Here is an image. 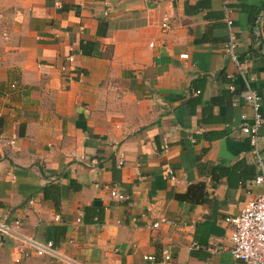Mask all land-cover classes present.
Returning <instances> with one entry per match:
<instances>
[{"label":"crops","instance_id":"0c3cea01","mask_svg":"<svg viewBox=\"0 0 264 264\" xmlns=\"http://www.w3.org/2000/svg\"><path fill=\"white\" fill-rule=\"evenodd\" d=\"M225 7L235 61L223 0H0V264H244L222 219L261 191L239 70L264 161V0Z\"/></svg>","mask_w":264,"mask_h":264},{"label":"built area","instance_id":"2783aa9c","mask_svg":"<svg viewBox=\"0 0 264 264\" xmlns=\"http://www.w3.org/2000/svg\"><path fill=\"white\" fill-rule=\"evenodd\" d=\"M226 3L227 0H223L224 22L227 28L228 39L223 44V50L229 53L231 59L235 61L233 49L236 44V39L231 30L232 21L229 17V10L225 7ZM160 28L162 30H168L170 28L166 16L161 17ZM183 56H185V54L181 55V57ZM67 59L70 61L71 56H68ZM239 73L245 87L242 93V99L249 108V115L245 113H240L239 115L241 120L240 131L246 135L250 149L255 156L256 171L253 176V182L260 186L261 191L246 200L238 214L225 216L222 221L230 226L228 235L230 244L228 252L232 258L240 260L244 264H264V161H262L259 154L262 139L258 133V128L263 118L260 112V97L250 87L249 76L247 77L241 70H239ZM229 89H232L231 85H229ZM119 164H121V162H119ZM171 178H173V176H171ZM110 195L117 199L125 197V194L114 189L110 191ZM55 219H57V217H55ZM163 222H166V220L164 217L160 216L156 221L152 222L150 226L151 228H157ZM19 224L20 222L18 220L12 222V226L15 228L19 227ZM0 231L2 233H13L6 224H0ZM22 239L31 246L32 252L36 256H59L55 251L54 244L50 240L38 242L28 237H22ZM28 249H23L20 257H28L30 255ZM142 258L146 260L148 264L154 259L151 255H143ZM162 258L164 260L170 258V253L167 249L162 251ZM18 260V258H15V261Z\"/></svg>","mask_w":264,"mask_h":264},{"label":"trees","instance_id":"16d2710c","mask_svg":"<svg viewBox=\"0 0 264 264\" xmlns=\"http://www.w3.org/2000/svg\"><path fill=\"white\" fill-rule=\"evenodd\" d=\"M92 46L93 45L91 43H89V42H82V41L80 42V49H81V52L83 54H87V55L91 54L92 53V50H91ZM46 188L54 190V187H52L50 185L45 187L44 190H46ZM187 192H188V190H187ZM89 210H88V208H86L87 214H85V216L83 217V221H88V217L87 216H91V215H94V214L95 215H100V210H91V211H89ZM97 218H99V217L97 216Z\"/></svg>","mask_w":264,"mask_h":264},{"label":"rangeland","instance_id":"374dc122","mask_svg":"<svg viewBox=\"0 0 264 264\" xmlns=\"http://www.w3.org/2000/svg\"><path fill=\"white\" fill-rule=\"evenodd\" d=\"M123 199V198H122Z\"/></svg>","mask_w":264,"mask_h":264}]
</instances>
